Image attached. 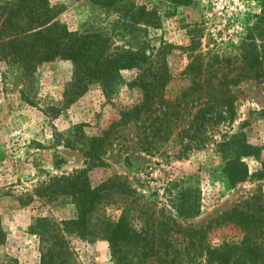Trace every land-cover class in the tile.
Segmentation results:
<instances>
[{
    "label": "rangeland",
    "instance_id": "rangeland-1",
    "mask_svg": "<svg viewBox=\"0 0 264 264\" xmlns=\"http://www.w3.org/2000/svg\"><path fill=\"white\" fill-rule=\"evenodd\" d=\"M48 1L60 8L59 20L70 31L109 35L117 20L116 14L91 0ZM133 1L149 9L160 5V0ZM166 7L160 9L162 14ZM260 12L257 0H192L173 16L163 17L160 28L150 30L148 37L157 39L155 55L162 43L169 47L165 60L170 82L164 92L169 103L167 107L155 105L138 119L122 118L140 100L139 92L130 86L134 70L120 73L122 80L109 96L100 86L91 85L77 99L66 102L73 70L70 61L44 63L27 79L20 66L1 62L0 264H40V230L63 239L62 264H113L107 242L82 240L62 224L75 219L77 210L61 179L81 171H86L92 187L116 175L122 177L140 197L141 213L171 214L181 228L203 230L212 246L239 241V230L223 218L236 206L243 209L244 202L258 193L264 199V85L257 79L228 84L234 117L219 124L211 115L206 118L210 121L195 123L199 106L192 99L175 104L189 86L182 75L189 62L184 27L205 22V35L218 45H210L219 48L212 50L217 54L228 50L221 42L231 38L236 43L246 37V26ZM6 13V9L0 11V22ZM123 39L127 37L112 38V46L128 45ZM206 42L204 38L200 47L204 53H208ZM156 116L162 121H154ZM231 136L258 149L257 156L241 158L248 177L235 184L217 146ZM81 147L95 151L100 160L88 161ZM179 191L190 193L195 217L175 214L179 213L175 201ZM122 207L110 205L104 212L115 220ZM40 218L45 221L37 222Z\"/></svg>",
    "mask_w": 264,
    "mask_h": 264
},
{
    "label": "trees",
    "instance_id": "trees-1",
    "mask_svg": "<svg viewBox=\"0 0 264 264\" xmlns=\"http://www.w3.org/2000/svg\"><path fill=\"white\" fill-rule=\"evenodd\" d=\"M91 1L116 14L117 20L112 23L109 35L99 31H70L59 20L60 8L52 6L48 0H0V11L7 10L0 22V63L8 61L20 66L27 79L44 63L70 61L73 70L64 94L66 102L77 99L91 85L100 86L109 96L122 80L120 73L134 70L136 74L130 86L139 92L140 100L125 111L122 118L138 119L142 112H150L155 105L167 107L169 102L164 92L170 74L165 52L169 47L162 43L155 55L157 39L149 38L148 32L159 29L163 17L173 16L177 8L190 6L192 0H160L159 6L150 9L133 0ZM257 1L260 15H255L254 21L246 26V37L236 43L231 38L226 43L221 42L227 51L221 49V53H212L215 49L210 45H218L205 35V22L184 27L189 38L184 48L189 62L182 75L189 86L178 96L175 106H179L178 101L192 99L191 102L199 106L193 116L195 123L210 121L206 119L208 115L217 124L228 117L233 119L234 97L228 84L257 79L264 85V0ZM165 6L162 14L160 9ZM118 36L127 37L128 41H123L128 45L112 46V38ZM204 38L208 53L200 50ZM235 71L236 75L231 77ZM154 121L162 119L156 116ZM217 146L226 161L225 170L231 184L245 181L248 169L241 158L257 156L258 149L245 140L236 141L235 136L223 139ZM81 150L88 161L100 160L94 155L95 151L85 147ZM85 173L81 171L61 179L67 183L64 191L77 210L75 219L62 224L82 240L107 242L113 264H264V199L261 194L245 201L243 209L236 206L224 215L223 221L239 230L240 240L212 246L206 242L203 230L183 229L171 214L141 213L140 197L122 177L116 175L92 187ZM175 201L178 217L197 215L188 191H179ZM110 205H123L115 220L104 212ZM39 221L45 220L37 219ZM37 235L42 246L40 264H62L66 254L61 245L63 239L45 230ZM51 240L55 245H49Z\"/></svg>",
    "mask_w": 264,
    "mask_h": 264
}]
</instances>
